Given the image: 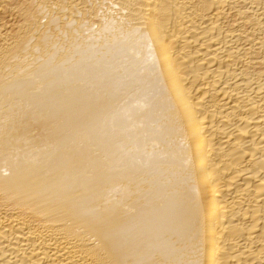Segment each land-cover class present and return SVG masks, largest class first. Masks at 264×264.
<instances>
[{
  "label": "bare ground",
  "instance_id": "6f19581e",
  "mask_svg": "<svg viewBox=\"0 0 264 264\" xmlns=\"http://www.w3.org/2000/svg\"><path fill=\"white\" fill-rule=\"evenodd\" d=\"M0 264H264V0H0Z\"/></svg>",
  "mask_w": 264,
  "mask_h": 264
}]
</instances>
